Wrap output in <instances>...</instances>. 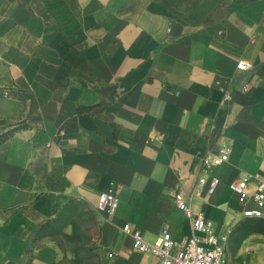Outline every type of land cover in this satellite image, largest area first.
Wrapping results in <instances>:
<instances>
[{
    "label": "crops",
    "instance_id": "1",
    "mask_svg": "<svg viewBox=\"0 0 264 264\" xmlns=\"http://www.w3.org/2000/svg\"><path fill=\"white\" fill-rule=\"evenodd\" d=\"M244 172L264 178V0H0V264H163L123 227L192 236L182 193L234 236ZM256 220L229 264H264Z\"/></svg>",
    "mask_w": 264,
    "mask_h": 264
},
{
    "label": "built area",
    "instance_id": "2",
    "mask_svg": "<svg viewBox=\"0 0 264 264\" xmlns=\"http://www.w3.org/2000/svg\"><path fill=\"white\" fill-rule=\"evenodd\" d=\"M252 67V63L245 60L237 64L239 71H248ZM230 98V93L225 92L224 101ZM230 152L228 146H223L217 152L209 150L206 153L201 160L193 196L200 197L204 193L212 196L216 193L221 185V179L212 175V171L214 167L229 160ZM229 189L237 195L243 206L241 219L264 218V178L244 172L229 184ZM175 202L192 219L193 235L178 240L170 233H164L150 241L140 230L126 224L123 231L133 238L134 248L160 259L163 264H229L226 237L217 234L213 222L202 213H194L182 193H176ZM119 205L117 193L111 189L100 193L96 208L100 213L112 216L117 212Z\"/></svg>",
    "mask_w": 264,
    "mask_h": 264
},
{
    "label": "rangeland",
    "instance_id": "3",
    "mask_svg": "<svg viewBox=\"0 0 264 264\" xmlns=\"http://www.w3.org/2000/svg\"><path fill=\"white\" fill-rule=\"evenodd\" d=\"M260 227V223L257 220H244V222H241V224L237 225L236 228H234V236H231L233 232L231 233V235L230 232H225L223 235L226 237V250L228 258L233 259L237 254L239 244L245 237V231H247V234L252 231L259 232Z\"/></svg>",
    "mask_w": 264,
    "mask_h": 264
},
{
    "label": "trees",
    "instance_id": "4",
    "mask_svg": "<svg viewBox=\"0 0 264 264\" xmlns=\"http://www.w3.org/2000/svg\"><path fill=\"white\" fill-rule=\"evenodd\" d=\"M246 220H256V218L255 219H246Z\"/></svg>",
    "mask_w": 264,
    "mask_h": 264
}]
</instances>
